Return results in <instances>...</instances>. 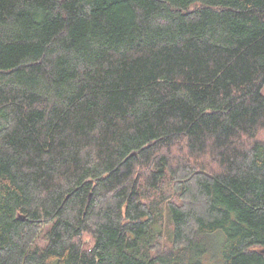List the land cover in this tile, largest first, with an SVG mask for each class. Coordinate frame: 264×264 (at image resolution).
I'll return each instance as SVG.
<instances>
[{
  "label": "trees",
  "instance_id": "1",
  "mask_svg": "<svg viewBox=\"0 0 264 264\" xmlns=\"http://www.w3.org/2000/svg\"><path fill=\"white\" fill-rule=\"evenodd\" d=\"M263 89L264 0H0V264H264Z\"/></svg>",
  "mask_w": 264,
  "mask_h": 264
},
{
  "label": "rangeland",
  "instance_id": "2",
  "mask_svg": "<svg viewBox=\"0 0 264 264\" xmlns=\"http://www.w3.org/2000/svg\"><path fill=\"white\" fill-rule=\"evenodd\" d=\"M262 93L264 94V89H263ZM216 243H217V242H215V245H216Z\"/></svg>",
  "mask_w": 264,
  "mask_h": 264
}]
</instances>
